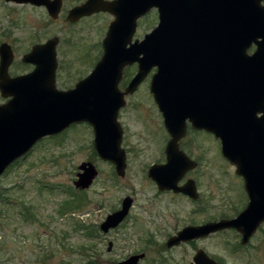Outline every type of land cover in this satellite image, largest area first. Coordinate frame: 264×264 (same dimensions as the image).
<instances>
[{
  "label": "water",
  "instance_id": "1",
  "mask_svg": "<svg viewBox=\"0 0 264 264\" xmlns=\"http://www.w3.org/2000/svg\"><path fill=\"white\" fill-rule=\"evenodd\" d=\"M95 1L88 2L91 8L84 5L71 13L81 15L107 10L116 18L102 40L101 57L89 74L72 88L63 90L55 85L56 37L33 45L23 54L22 61L34 67L15 76L8 73L13 60L12 49L8 43L0 44V95L7 98L0 103V175L42 137L57 134L69 124L81 121L93 128L92 145L97 156L112 162L116 173L123 175L126 163L120 144L122 129L117 120L118 110L124 105L123 95L132 91L156 66L150 91L162 111L171 139L166 146V162L152 164L148 175L160 190L172 189L196 198L198 193L193 179L177 184L196 164L178 149L177 140L183 133L185 117L192 114L194 117L190 118L201 123L206 119L203 111L199 115L174 108V90L182 74L177 67L186 64L189 42L195 38L204 40L212 52L221 49V55L212 53L210 77L206 79L210 83V117L207 118L210 124L192 125L209 130L220 140L222 155L235 165L236 174L243 179L248 202L231 219L184 226L167 240V245L230 227L238 230L242 234L241 243H246L264 221L263 0H190L199 10L198 14H186V21L181 19L177 29L173 28L172 0H114L98 4ZM34 2L39 3V0ZM151 6L158 7V24L142 39L132 41L136 19ZM192 21L200 29L188 32V24ZM254 41L257 48L249 55L246 49ZM133 62H137V71L125 92L119 91L117 82L122 69ZM78 168L73 184L83 190L91 185L98 171L91 161L82 162ZM131 203L132 198L124 196L120 208L105 215L99 224L100 231L107 233L117 226L127 215ZM111 245L109 241L106 250H110ZM142 256V253L131 255L117 264H136ZM193 261L192 264H221L203 250L195 253Z\"/></svg>",
  "mask_w": 264,
  "mask_h": 264
},
{
  "label": "rangeland",
  "instance_id": "2",
  "mask_svg": "<svg viewBox=\"0 0 264 264\" xmlns=\"http://www.w3.org/2000/svg\"><path fill=\"white\" fill-rule=\"evenodd\" d=\"M107 20L99 15L68 28L37 9L0 0V44L8 43L13 51L9 74L31 70V64L21 61L22 55L34 42L55 36L59 38L56 87L71 86L99 58ZM154 22V16L147 15L135 37ZM146 99L137 108L125 106L118 118L127 128L121 144L126 154L123 175L95 154L91 128L84 124L44 137L0 175V264H116L134 252L145 253L138 264H189L198 248L224 264H264V226L245 249L235 250L238 240L225 231L165 247L167 237L185 224L232 216L246 199L241 178L212 134L201 141L204 156L192 174L198 192L195 202L160 194L147 170L162 157L164 129L147 95ZM4 101L0 95V103ZM84 161H91L98 173L88 188L80 190L73 182ZM126 195L133 202L122 223L106 234L88 233L98 229ZM70 200L74 204L63 206ZM108 241H112L109 252Z\"/></svg>",
  "mask_w": 264,
  "mask_h": 264
},
{
  "label": "flooded vegetation",
  "instance_id": "3",
  "mask_svg": "<svg viewBox=\"0 0 264 264\" xmlns=\"http://www.w3.org/2000/svg\"><path fill=\"white\" fill-rule=\"evenodd\" d=\"M89 1H92V0H39V3L34 2V0H32V1L31 0L21 1V2L6 1L5 0V2H9V3L14 4V5H19V6H22V7H29L31 9H37L43 15H45L47 19H49L51 21L61 20L60 22L64 26H67L68 28H74V26H76L78 23L87 21L89 19L90 20H94L99 15H106V16H108V20H107L106 25L104 26V35H105L110 23L112 21H114L115 18H116V15L112 11L93 10V11H91L89 13H83L81 15H78L77 13H71V11L73 9H75L77 7L84 6V5L87 6V8H91V6L88 4ZM99 1H110V2H112L114 0H97L95 2L98 4ZM172 2H173V13H174V16H173V28H175V29L180 28V20L181 19L183 21H186V14L187 15H191V16H195V14H198L199 10H196V7H195L194 3H190V0H187V1L183 0L182 3H181L180 0H173ZM179 13H182V15L179 16ZM149 14L154 16L155 22H154V24L152 26H150L148 31H150L152 28H154L158 24V22H159V11H158V8L157 7H150L148 11H146L145 13H143L142 15H140L136 19V26H135V31H134V33L132 35V40H134V39H139L140 40L148 32L146 30V31H144L142 33V36L135 37V35L137 34V29L139 28L141 21L144 20L145 17L147 15H149ZM188 26H189V27H187L188 28V32L194 31L197 28L200 29V27H195L193 21L190 22L188 24ZM52 37H55V36H52ZM50 38L51 37H48V38L44 39V41H41V42H34L30 46V48L33 45H35V44L44 43ZM203 38H204V35H203ZM102 39L100 41L101 53H102ZM205 42L206 41H204V40L203 41H198V40H196V38L192 39L189 42L188 56L185 58L186 64L177 67V69L182 71V74H181L180 78L178 79V81H176V83H175L176 87H175L174 91L176 93V97H175V106H174V108L179 109V110L181 109V110H183L185 112H188V110L190 112H198V114H199L200 111H203V118H204V120L206 119V121H203V123H201V121L191 119L190 116L194 117L191 114L190 116L185 117L184 120L182 121L183 133L181 134V136L177 140L178 149L180 151H182L190 160H192L195 163H197V165L195 164L196 167L193 166L192 168L188 169L182 175V177L177 181L178 185L184 184L187 179H193L194 180V178H192L193 171L195 170V168L198 167L200 158H202L204 156V147H203V144H202L201 141L202 140L204 141L205 139H207V137H209L212 134L209 130H206L204 128H199V127L196 128V127H194L192 125V124H210V121L208 120L209 117H210V103H211V99H210V83L207 82L206 79H207V77L208 78L210 77V62H211V58H212V53H214L215 55H217V54L221 55V49H219L218 51H213L212 52L209 47L207 48V46H209V44L207 42L206 43ZM58 43H59V38L57 40L55 49H56ZM256 48H257V43L254 41L246 49V53L250 55V54L255 52ZM99 58H100V56H99ZM98 59L96 60V62L98 61ZM96 62H95V64H96ZM56 69H57V67H56ZM136 70H137V63L136 62H134L132 64H128L125 67H123L121 76H120V78H119V80L117 82V88H118L119 91L125 92L126 87L129 84V82L132 79V77L134 76ZM156 70H157V67H153L137 83L136 87L132 91H128L127 93H125L123 95L124 105L119 108L117 119L119 118V115L121 114V111H122V109L125 106L130 105L133 108H137L138 106H140V105H142L143 103L146 102V100H147L146 99V95H147V98L150 99L151 104L153 103L155 109L157 110L156 115L158 117H160V119H161V123H162L163 129H164V136H165V141L163 143V150L160 151L162 157H161V159H157L158 161H154L153 163H155V164H163V163L166 162V146H167L168 141L171 139V135L168 132V130L166 129V127H165L162 111L159 108V106L156 103V101L154 100L153 94L150 91L151 78H152L153 73ZM23 73H25V72H23ZM88 73L89 72H87L84 75L80 76L71 86H68V87L63 88V89L66 90V89L72 88L79 80L83 79ZM18 74H22V73H17V74H13V75L10 74V75L14 76V75H18ZM194 77L196 78V80H194ZM55 81H56V73H55ZM55 84H56V82H55ZM142 91L144 93H142ZM187 91H188V96H187ZM202 97H203V104H202ZM260 114L261 113H259V112L257 113L258 116ZM119 123H120L121 129H122V136H121V144H122L123 141L126 138V135H127V133H126L127 128H126V124H121L120 121H119ZM81 124L89 126L91 128V132H92V136H93V128H92L91 125H89L86 122L71 123L66 128H64L59 134L63 133L65 130H68V129L72 128V127H75V126L81 125ZM148 133L150 134V132H148ZM59 134H57V135H59ZM152 135H153L152 137L156 136L153 133H152ZM217 140H218V142L220 144L219 139H217ZM92 141H93V138H92ZM125 157H126V154H125ZM227 162H229V161L227 160ZM150 166H151V164H150ZM229 166H231V167H233L235 169L234 164H232L230 162H229ZM148 170H149V168H148ZM148 170H147V176H148L149 179H151L155 183V185L157 187V190L159 191L160 194L167 195V197H169L168 199H170L172 197L175 198V197L179 196V197H183L185 200H187L188 203L192 204V203L195 202L196 198H192V197L188 196L185 193L175 192L172 189H161L160 190L158 188L156 182L152 178L149 177ZM237 176H239V175H237ZM240 178H241V180L243 182L242 177H240ZM194 182H195V180H194ZM195 187L197 188L196 182H195ZM243 189H244V186H243ZM196 191H197V189H196ZM244 192H245V190H244ZM245 199H246V201H245V205H246V203L248 201V196H247L246 192H245ZM132 202H133V198H132ZM245 205H244V207H245ZM131 206H132V203H131ZM130 207H129V209H130ZM129 209H128V212H129ZM240 211H238L237 213H235L232 216H230V215L229 216L222 215L219 218L214 219V220L231 219V218L235 217ZM127 215H128V213H127ZM126 216H125V218H126ZM122 221L119 224H121ZM209 221H212V220H209ZM203 223H205V222H203ZM188 225H193V224H188L187 223L184 226H188ZM117 226H115L114 228H116ZM263 226H264V221H262L257 226V228L251 234V236L249 237V239H248V241L246 243H241L242 234L238 230L233 228V227L224 228V229H221L219 231L210 233V234H208V235H206L204 237H199V238H205V237H207V236H209L211 234H214V233H217V232H222V231L230 232V233H233L235 235V239L238 240V243L235 244V246H234L235 248L237 247L235 250H237V249H245V248L249 247L250 240L255 235V233L259 229H262ZM183 227H181L179 230H181ZM114 228H111L110 230H112ZM179 230H177L174 234L169 235L167 237V239L165 240V247L171 249V248H174V247H178V246H180L182 244H185L187 242H193L195 239H199V238H192V239H188V240H182V241H179L177 244H173L171 246H168L167 245V240L170 237L176 235ZM110 242L112 243V241H110ZM111 248H112V245H111ZM111 248H110V250H107V251L108 252L111 251ZM198 250H203V249L198 248L195 251V253ZM140 253H142L143 256L138 259V261L136 263V264H138V262L141 259L144 258V256H145L144 252H136V253L134 252V253L129 254L127 257H129L131 255H135V254H140ZM195 253L193 254L189 264L194 263L193 257L195 255ZM204 253L207 256H209V257L213 258L214 260H216L214 257H212L211 255L207 254L205 251H204ZM119 261H121V260H119ZM119 261H117L116 264ZM216 261L220 262L221 264H224V263H222L219 260H216Z\"/></svg>",
  "mask_w": 264,
  "mask_h": 264
},
{
  "label": "trees",
  "instance_id": "4",
  "mask_svg": "<svg viewBox=\"0 0 264 264\" xmlns=\"http://www.w3.org/2000/svg\"><path fill=\"white\" fill-rule=\"evenodd\" d=\"M77 198V197H76ZM75 199V198H74ZM79 199V198H78ZM75 200V202L76 201H79V200ZM74 202V200H70V201H65L64 203H63V206H70V205H72V204H74L73 203ZM72 208V207H71ZM98 231V229L97 228H94L93 230H89V232L88 233H96ZM101 254H99V256H100Z\"/></svg>",
  "mask_w": 264,
  "mask_h": 264
}]
</instances>
